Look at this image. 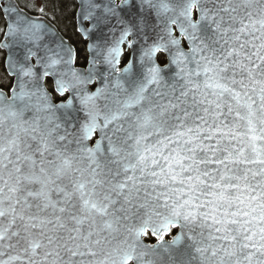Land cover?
<instances>
[{"label": "snow or ice", "instance_id": "6c2138e0", "mask_svg": "<svg viewBox=\"0 0 264 264\" xmlns=\"http://www.w3.org/2000/svg\"><path fill=\"white\" fill-rule=\"evenodd\" d=\"M0 264H264V0H0Z\"/></svg>", "mask_w": 264, "mask_h": 264}, {"label": "trees", "instance_id": "16d2710c", "mask_svg": "<svg viewBox=\"0 0 264 264\" xmlns=\"http://www.w3.org/2000/svg\"><path fill=\"white\" fill-rule=\"evenodd\" d=\"M18 2H20V1H18ZM20 3H23V2H20ZM69 19H70V17L69 18H66L65 20H63V21H61V24H60V26L61 27H63V25L64 24H66V23H68L69 22ZM70 28V27H69ZM71 29V28H70ZM69 33H71L70 31H69Z\"/></svg>", "mask_w": 264, "mask_h": 264}, {"label": "rangeland", "instance_id": "374dc122", "mask_svg": "<svg viewBox=\"0 0 264 264\" xmlns=\"http://www.w3.org/2000/svg\"><path fill=\"white\" fill-rule=\"evenodd\" d=\"M18 1L23 2V3L25 2V0H18ZM69 31L71 32V29L70 28H69Z\"/></svg>", "mask_w": 264, "mask_h": 264}, {"label": "flooded vegetation", "instance_id": "af4514ba", "mask_svg": "<svg viewBox=\"0 0 264 264\" xmlns=\"http://www.w3.org/2000/svg\"><path fill=\"white\" fill-rule=\"evenodd\" d=\"M49 7H51V5H49Z\"/></svg>", "mask_w": 264, "mask_h": 264}]
</instances>
